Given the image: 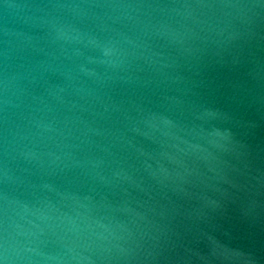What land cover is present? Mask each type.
<instances>
[{
	"label": "water",
	"instance_id": "obj_1",
	"mask_svg": "<svg viewBox=\"0 0 264 264\" xmlns=\"http://www.w3.org/2000/svg\"><path fill=\"white\" fill-rule=\"evenodd\" d=\"M0 264H264V0H0Z\"/></svg>",
	"mask_w": 264,
	"mask_h": 264
}]
</instances>
